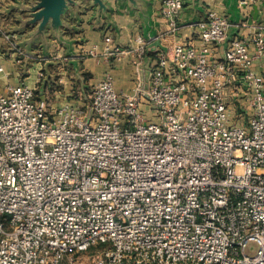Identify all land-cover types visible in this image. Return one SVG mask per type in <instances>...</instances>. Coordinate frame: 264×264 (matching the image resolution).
<instances>
[{"label": "built area", "instance_id": "1", "mask_svg": "<svg viewBox=\"0 0 264 264\" xmlns=\"http://www.w3.org/2000/svg\"><path fill=\"white\" fill-rule=\"evenodd\" d=\"M157 1L176 32L184 0ZM191 25L198 43L176 42L147 76L135 62L130 93L110 73L54 109L27 83L0 90V264H78L96 246L94 264H264V26L228 39L212 10Z\"/></svg>", "mask_w": 264, "mask_h": 264}, {"label": "crops", "instance_id": "2", "mask_svg": "<svg viewBox=\"0 0 264 264\" xmlns=\"http://www.w3.org/2000/svg\"><path fill=\"white\" fill-rule=\"evenodd\" d=\"M239 1L184 0L177 21L179 29L171 33L157 0H63L51 5L42 0H0V54L5 67L0 75V90L6 85L27 83L41 89L42 97L55 94L61 98L51 109L65 101L83 102L64 99L54 89L48 91L50 73L66 74L70 66L80 76L82 88L94 85L110 73L116 89L130 93L135 85V62L141 60L138 68L147 76L156 58L168 57L176 42L196 45L198 36L191 23L209 10L230 22L228 39L255 37L260 32L257 26H264V0L249 4ZM2 33L8 34L10 41ZM138 35L145 42L141 56L133 52ZM107 36L108 43L104 41ZM114 47L127 53L118 60ZM222 50L223 45L213 46L212 58L221 57ZM52 59L63 62L58 65ZM38 70L49 73L50 78L38 80ZM253 71L264 79V62L255 61ZM59 82L65 79L61 77ZM244 97L243 88L237 93L233 90L228 94V102L238 107ZM40 100L47 107L50 104L46 98ZM149 110L145 107L147 119L152 120L153 112ZM238 111L245 109L240 106ZM125 263L132 264L130 260Z\"/></svg>", "mask_w": 264, "mask_h": 264}, {"label": "rangeland", "instance_id": "3", "mask_svg": "<svg viewBox=\"0 0 264 264\" xmlns=\"http://www.w3.org/2000/svg\"><path fill=\"white\" fill-rule=\"evenodd\" d=\"M53 62L55 64H60L63 62V60H59V59H52ZM68 73L66 74H57L55 72L50 73L51 74V78L49 76V73H45L42 72L41 70H38L37 73V77L39 79H42V77H45L44 79L47 78V80L50 78L51 80L49 81V89L48 91H50V89H54L57 91L58 96H62L64 99L67 100H74V101H84L85 99L89 98V95L91 94L92 91V87L93 85H88L86 87L82 88V83L80 82L79 78L80 76L75 74L72 71V68L69 66L68 67ZM86 76V75H84ZM63 77L65 79V82H59L60 78ZM38 90V88L36 89ZM42 94V90L39 89V92L36 93V99L40 100L43 99L45 101L46 98V102L50 103L48 104V109H51V105H54L55 102H58V98L56 97L55 94H48V97H42L40 96ZM65 95V96H64ZM61 99V98H59ZM146 105H142V111L144 112ZM150 121H155L154 117L152 120ZM99 248V249H98ZM100 246H96V247H92L91 249H89L86 252H80V253H76L74 254V258L76 259L78 264H94V262L92 261V256L95 255L100 249ZM257 245L255 242L250 241L247 243V254H253L256 251ZM127 261V260H126ZM131 261V260H130ZM123 264H126L125 262Z\"/></svg>", "mask_w": 264, "mask_h": 264}, {"label": "water", "instance_id": "4", "mask_svg": "<svg viewBox=\"0 0 264 264\" xmlns=\"http://www.w3.org/2000/svg\"><path fill=\"white\" fill-rule=\"evenodd\" d=\"M42 1H45V4L47 5H51V4H54V3H57L63 0H42Z\"/></svg>", "mask_w": 264, "mask_h": 264}, {"label": "trees", "instance_id": "5", "mask_svg": "<svg viewBox=\"0 0 264 264\" xmlns=\"http://www.w3.org/2000/svg\"><path fill=\"white\" fill-rule=\"evenodd\" d=\"M39 92V90H36L35 93ZM244 124H247V119L243 120Z\"/></svg>", "mask_w": 264, "mask_h": 264}]
</instances>
